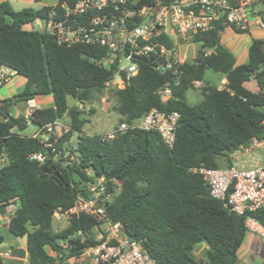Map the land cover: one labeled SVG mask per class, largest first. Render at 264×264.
<instances>
[{"label":"trees","instance_id":"16d2710c","mask_svg":"<svg viewBox=\"0 0 264 264\" xmlns=\"http://www.w3.org/2000/svg\"><path fill=\"white\" fill-rule=\"evenodd\" d=\"M153 1L141 0L140 4ZM259 4L258 15L264 23V0ZM49 9L16 11L10 1L0 2V64L27 80L23 92L2 101L0 107V154L5 155L0 167V216L14 207L9 230L26 240L29 263L69 264L105 240L101 223L87 214H71L64 229L53 228L55 215L69 214L79 197H89L88 182L101 177L113 195L107 218L121 224L124 235L139 242L157 264H237L248 233L246 221L251 218L264 225V206L238 215L213 198L202 175L190 169H221L222 158L224 168H231L236 152L254 139L264 140V39L253 40L247 62L237 65L234 54L221 44L229 26L216 21L207 32L194 35L197 55L183 65L177 85L170 71L156 68L155 58H140L138 74L124 89H113L115 111L120 123L129 124L153 108L178 111L174 147L168 148L155 131L128 130L103 141L98 134H84L88 119L79 105L69 106L68 98L82 104L92 101L109 86L115 67L98 65L105 52L101 48L59 45L44 31L24 29L45 18ZM159 40L172 44L167 38ZM208 72L224 76L227 83L223 88L207 84ZM252 79L258 92L245 87ZM195 82L206 85L202 99L190 104L187 93ZM166 85L172 97L163 102L159 91ZM49 95L54 106L35 110L31 125L24 116L10 113L11 106ZM66 114L70 130L56 147L63 148L77 135L75 159L56 160L52 153L44 162L32 159L44 148L39 139L23 132L29 126L41 129ZM201 247L204 256L198 259L195 252ZM0 264H5L1 251Z\"/></svg>","mask_w":264,"mask_h":264},{"label":"built area","instance_id":"2783aa9c","mask_svg":"<svg viewBox=\"0 0 264 264\" xmlns=\"http://www.w3.org/2000/svg\"><path fill=\"white\" fill-rule=\"evenodd\" d=\"M237 1V0H236ZM141 0H58L50 5L48 14L42 21L41 31L46 32L59 45H85L101 48L105 52L97 60L104 68L115 67L109 85L124 89L127 82L139 72L138 60L153 57L156 67L170 71L175 84L181 82L186 56L183 47L192 42L194 35L207 32L218 20L229 27L248 30L252 21L262 30L264 23L255 5L259 0H171L165 3L154 0L151 4H140ZM33 23V22H32ZM159 38L172 41L168 46ZM187 43V44H186ZM17 72L7 65L0 64V88L8 84ZM202 86L195 82L194 87ZM163 102L172 97L170 85L159 91ZM29 109L23 115L31 125L30 117L38 108L29 101ZM83 104L79 107L82 109ZM178 111L165 112L153 108L141 119L132 124L126 121L116 128L100 135L103 141L113 140L118 134L128 130L155 131L166 146L174 147L180 120ZM70 130L69 123L59 121L38 129L32 136L39 139L44 150L32 155V159L44 162L49 153L56 160H74L73 151L77 143L72 139L59 149L56 144ZM264 148V140L254 139L250 145L239 150L243 155L255 149ZM76 156V155H75ZM5 164V155L0 154V167ZM190 171L202 175L210 187L211 196L224 203L230 211L244 215L255 212L264 206V158L251 168L233 166L223 169L195 168ZM86 173L94 178L92 170ZM89 197H79L70 214H87L101 223L105 240L85 249L70 259L74 264H157L139 242L127 238L119 223L111 222L106 211L113 201L105 178L96 177L88 182ZM14 207L7 208L9 218ZM58 215V213H57ZM248 232L264 239V225L254 219H247ZM67 244L63 247L67 248ZM8 254H5L7 256Z\"/></svg>","mask_w":264,"mask_h":264},{"label":"crops","instance_id":"0c3cea01","mask_svg":"<svg viewBox=\"0 0 264 264\" xmlns=\"http://www.w3.org/2000/svg\"><path fill=\"white\" fill-rule=\"evenodd\" d=\"M262 6L259 2L256 3L255 9L258 12ZM264 39V30L260 29L254 21H252L249 29L245 33H237L231 27H227L221 38V44L230 50L236 58V64L241 65L247 62L249 57V47L251 46L253 40ZM210 73V74H209ZM209 74V75H208ZM19 76V75H18ZM22 77V76H21ZM23 81H14L12 79L8 84L0 88V101H4L9 98H13L23 92L27 80L23 77ZM203 87L206 85L201 82ZM206 83L218 88H223L227 83V79L213 72H208L206 74ZM220 85L222 87H220ZM245 87L252 92H258L259 87L255 80H251L245 83ZM197 88V87H195ZM187 99L190 104H195L199 102L202 98H198L197 95L192 93V90L188 91ZM196 100V101H195ZM20 103H25L26 106L23 110H18L14 112L15 108H18ZM9 108L10 113L17 117L23 116L29 109L28 102H20ZM31 104L35 105L38 109L48 108L54 106V99L51 95L37 97L31 100ZM80 104V103H79ZM78 104V105H79ZM2 105H0L1 107ZM73 107V106H71ZM1 119V117H0ZM62 125L69 123V117L66 114L59 120ZM38 129L34 126H29L24 132V135L32 136L36 133ZM84 134L90 135L86 132L84 127ZM92 135V134H91ZM0 237H3V242L0 244L1 256L3 257L5 264H30L29 255L27 252L26 240L12 234L9 230V216H0ZM5 254H8L5 256ZM69 264H74L73 261H69ZM237 264H264V239L253 232H248L245 240L238 251V262Z\"/></svg>","mask_w":264,"mask_h":264},{"label":"rangeland","instance_id":"374dc122","mask_svg":"<svg viewBox=\"0 0 264 264\" xmlns=\"http://www.w3.org/2000/svg\"><path fill=\"white\" fill-rule=\"evenodd\" d=\"M2 1H10L12 7L16 11H19L24 8H33L35 10L43 9L44 7L56 3L58 0H43L42 2H35L34 0H0V2ZM41 26H43V22L36 20L33 23L25 25L24 29L27 31L41 30ZM197 52L198 45L194 43H190L183 47V55L184 57L186 56V61L193 59L197 55ZM13 79L14 81L19 82H22L24 80L23 77L18 75ZM220 87L222 86L220 85ZM113 89L117 88L109 85L103 92L98 93L92 101L84 103L82 109L79 107L80 110L84 111V115L88 119V122L85 125V129L88 134L102 135L119 125L121 117L114 108L116 106V99L113 93ZM202 89L203 85L197 88H193L192 93L197 95L198 98H202ZM68 104L71 107L78 105L79 103L73 98H68ZM25 106V103H20L18 105V108L14 109V112L16 111V109L23 110ZM72 141L75 144L77 143V135H73ZM73 157L75 158L76 156L73 155ZM232 158L235 166L239 168H251L263 160L264 148L255 149L248 155H243L242 153L236 152L232 156ZM219 164L221 169H223L226 164L225 158L220 159ZM70 215V213L58 215L56 214L55 222L53 224L54 230L60 231L64 229L68 225ZM102 233L103 232H101V234ZM97 235L99 236L98 233ZM204 249V247H201L196 250L195 255L198 259L203 258Z\"/></svg>","mask_w":264,"mask_h":264},{"label":"water","instance_id":"95a60500","mask_svg":"<svg viewBox=\"0 0 264 264\" xmlns=\"http://www.w3.org/2000/svg\"><path fill=\"white\" fill-rule=\"evenodd\" d=\"M237 1H239V0H237ZM0 105H2V102L0 101Z\"/></svg>","mask_w":264,"mask_h":264}]
</instances>
